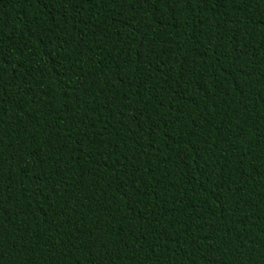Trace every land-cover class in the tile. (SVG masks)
Segmentation results:
<instances>
[{"label": "trees", "instance_id": "obj_1", "mask_svg": "<svg viewBox=\"0 0 264 264\" xmlns=\"http://www.w3.org/2000/svg\"><path fill=\"white\" fill-rule=\"evenodd\" d=\"M0 264H264V0H0Z\"/></svg>", "mask_w": 264, "mask_h": 264}]
</instances>
